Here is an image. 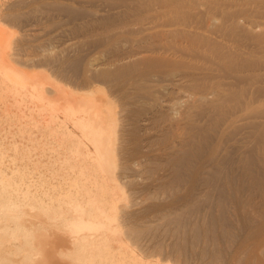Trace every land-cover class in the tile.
Segmentation results:
<instances>
[{"label":"rangeland","instance_id":"obj_1","mask_svg":"<svg viewBox=\"0 0 264 264\" xmlns=\"http://www.w3.org/2000/svg\"><path fill=\"white\" fill-rule=\"evenodd\" d=\"M12 11L17 15L16 20L4 22L13 31L10 40L24 35L30 44L25 54L35 60L33 65L23 68L25 72H45L58 83L67 80V86L72 90H85L91 84H98L102 93L116 105L123 104L126 108L127 150L131 162L127 175L133 179V184L124 187L127 196L120 203L134 201L132 191L138 190L142 198L138 199L141 202L138 207L142 214L165 211L184 203L190 198L191 190L199 195L204 174L201 172L194 180L196 168L216 169V181L226 179L229 184L223 204L230 222L227 239H219L214 249H229L227 258H223L227 264L232 259L227 261L228 256L235 251L240 256V264H250L248 259L252 255L256 230L253 224L264 217V195L259 200L263 192L260 193V187L256 185L260 183L261 189L264 187V0H31ZM209 19L211 24L207 27ZM206 27L208 32H205ZM167 29H179L175 35L191 44L178 43L165 33ZM160 33L165 35L162 42ZM168 38L172 46H169ZM162 44L168 50L164 51L166 46ZM45 55H51L54 60H46ZM139 55L143 61L135 60ZM61 60H66V64L60 65ZM128 60L129 63L124 65L110 67L111 71H122V76L113 81L101 80L98 71H91L95 65ZM130 65L134 67L127 71ZM173 76L179 81L174 83L172 80L171 83ZM2 87L0 162L6 165L61 162L62 150L57 145L43 144L40 130L33 125L24 129L22 124H17L20 113L16 110L20 107L14 105L12 90ZM190 96L202 98V111L193 122L199 124L198 128L213 125V131L199 157H191L186 162H169L158 154L168 142L173 149L179 145L171 143L174 139L165 128L171 118L178 117L181 107L177 111L176 106ZM184 101L183 105L187 102ZM167 103L175 107L177 114L173 107L172 110L165 108ZM24 112L21 121L28 122L34 112ZM232 117L237 121L234 126H229ZM190 121L189 116L182 122L188 124ZM23 130L28 133L22 134L20 131ZM215 142L221 145L222 158L206 162ZM21 149L30 150L28 160L21 159ZM36 178L32 177L33 180ZM232 189L239 192L238 198L244 199L245 202L240 201L245 205L232 202ZM219 198L211 193L210 201L214 207L209 216L219 214V207H216ZM3 203L0 205V247L10 244L11 248L2 247L0 264H18L14 261L22 254H18L21 250L15 241L18 224L9 217L10 207L5 200ZM206 207L200 205L187 214L202 222ZM245 217L253 223H245ZM154 237L150 238L151 243ZM158 240L171 242L168 238L158 237ZM186 245L190 248V243ZM150 246L142 248L147 263H182L158 256ZM59 258L62 260L63 257ZM46 259L45 262L50 263L55 256Z\"/></svg>","mask_w":264,"mask_h":264},{"label":"bare ground","instance_id":"obj_2","mask_svg":"<svg viewBox=\"0 0 264 264\" xmlns=\"http://www.w3.org/2000/svg\"><path fill=\"white\" fill-rule=\"evenodd\" d=\"M2 1L0 17L4 20L0 18V89L3 84L2 89L5 87L12 90L14 105L20 107L16 110L20 113L17 124H22L24 129L33 125L40 130L43 144L57 145L63 152L61 162H15L10 165L0 162V205L6 201L10 207L9 217L16 220L19 230L15 241L21 250H17L18 254H22H17L14 261L18 264H73L75 259L74 264H156L147 263V256L144 257L142 251L144 246L151 245L150 249L158 252V256H167L166 259L182 262L180 264H224L229 249H214V246L219 239H227L229 235L230 218L223 204L229 189L228 181H216V169L205 171L200 166L195 169L193 176L196 180L201 172L204 174L199 195L191 190L190 198L178 206L142 214L138 207L141 204L138 199H142L138 190L132 191L134 201L121 204L127 196L124 187L133 184V179L127 175L131 162L127 150L129 126L126 108L123 104L116 105L108 95L101 92L98 84H91L90 90H72L67 86V80H59L58 83L57 79L51 80L45 72H25L23 68L35 62L25 54L30 44L25 41L24 35L10 40L13 31L4 22L16 20L17 15L12 10L31 0ZM208 22L210 19L207 20V27L211 24ZM207 27L205 32H208ZM167 30L165 33L168 32L178 43L184 41L191 44L185 38L175 35L179 29ZM164 36L160 35V42ZM139 58L142 56H137L135 60L143 61ZM46 60L54 59L48 55ZM126 63L129 60L118 64L95 65L91 71H98L101 80L113 81L122 76V71H111L110 67ZM59 64H66V60H61ZM133 67L130 65L127 71ZM172 80H175L174 83L179 81L176 76H173L171 83ZM186 99L184 105V100L179 101L181 105L175 102L180 105L176 106V110L181 107L177 110L178 117L171 118L165 128L174 139L171 143L179 145L173 149L168 142L158 154L169 162H186L191 157H199L213 131V125L198 128L199 124L193 122L202 111V98L190 96ZM170 104H164L165 108L172 110L173 107L175 111V107ZM24 110L34 112L28 122L21 121ZM177 111L174 113L177 114ZM189 116L190 123L182 122ZM236 121V117H232L228 125L234 126ZM20 132L28 133L26 130ZM220 149L219 142H215L212 152L206 156V162L219 161L222 158ZM14 150H17L16 146ZM19 152L21 159H29V149H21ZM204 157L205 153L202 159ZM40 166L44 169L39 170ZM135 170L136 173L138 169ZM35 176L37 178L33 180ZM256 185L260 187V193L263 192L262 195L259 193V197L263 198L264 187L261 189L260 183ZM230 192L234 204L245 205L241 204L245 200L238 198L240 194L236 189ZM211 193L220 196L216 202L220 210L218 215H208L214 207L210 201ZM200 205L207 206L202 222L187 214ZM262 218L253 224L257 231L254 230L252 255L248 259L250 264H264ZM244 222L249 225L253 223L249 217H245ZM154 235L156 237L151 243L150 238ZM188 236L189 239H186ZM158 237L168 238L171 242L163 243ZM188 243L190 248L186 245ZM198 245L199 249L194 248ZM3 248L9 250L11 245L5 244ZM51 255L55 256L54 261L46 263V258ZM59 256L63 257L62 260ZM229 258L232 259L228 261ZM232 260L235 262L233 264L240 262L237 251L228 256L229 264ZM158 264H161L160 261Z\"/></svg>","mask_w":264,"mask_h":264}]
</instances>
